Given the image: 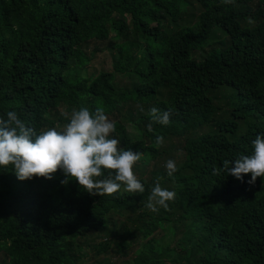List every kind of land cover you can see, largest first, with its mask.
<instances>
[{"label":"trees","instance_id":"trees-1","mask_svg":"<svg viewBox=\"0 0 264 264\" xmlns=\"http://www.w3.org/2000/svg\"><path fill=\"white\" fill-rule=\"evenodd\" d=\"M103 52L108 68L91 67ZM80 107L113 116L145 191L90 194L59 169L21 181L0 168V264H80L85 247L112 245L130 264H264V178L220 171L264 133V0H0V117L40 131ZM174 140L173 176L144 177ZM155 182L175 198L153 212Z\"/></svg>","mask_w":264,"mask_h":264},{"label":"clouds","instance_id":"clouds-1","mask_svg":"<svg viewBox=\"0 0 264 264\" xmlns=\"http://www.w3.org/2000/svg\"><path fill=\"white\" fill-rule=\"evenodd\" d=\"M149 115L152 122L161 126L170 123L167 110L151 107ZM148 127L151 130V125ZM114 132V122L101 107L92 111L87 107L73 109L62 129L48 127L40 131L26 125L16 111L9 110L0 117V168L10 165L21 181L33 176L52 179L59 169L64 177L61 184L74 179L90 194H118L121 188L128 193H143L144 186L132 170L141 153L120 146L121 141ZM162 141L163 137H155L156 144ZM164 167L168 177L177 170L172 159L167 160ZM220 171L236 180H244L243 174H250L246 181L249 184H254L257 177L264 178V133H258L251 141L248 154L223 161ZM213 172L215 174L216 169ZM174 198L173 190L155 182L145 206L156 212L167 208Z\"/></svg>","mask_w":264,"mask_h":264},{"label":"rangeland","instance_id":"rangeland-1","mask_svg":"<svg viewBox=\"0 0 264 264\" xmlns=\"http://www.w3.org/2000/svg\"><path fill=\"white\" fill-rule=\"evenodd\" d=\"M201 52L197 51L195 53V57L199 58ZM110 63V58H108V53L103 52L100 53L96 56V58H94L91 61V67L94 68H108ZM71 114V113H70ZM70 114L68 115V118L70 117ZM108 118L110 120L113 119V116H108ZM67 121L58 123L56 125V128L62 129L63 125L66 123ZM174 147L173 149L168 150L167 153L162 154L160 157H158V159H156V162H152L150 163L147 168H146V172L149 171L151 168H157V169H165V162L169 159H172L176 162V165L178 166L182 160V155L179 153V149L177 148L178 143L175 142L174 140ZM148 172L145 173L143 176L144 177H148ZM162 208H159L158 210H160ZM117 218H114V222H116ZM113 226V225H111ZM164 230L159 229L157 232V235H160L161 233H163ZM178 236H180V233H178ZM97 241V239H96ZM175 241V238L173 240V242ZM83 253V257L80 258L78 261L80 264H130L131 260H130V253H128L127 255H124L123 253H119L117 251V249H115V246H111L107 251H105L104 253H95V251L91 250L88 247H85ZM1 256H0V262H1Z\"/></svg>","mask_w":264,"mask_h":264}]
</instances>
